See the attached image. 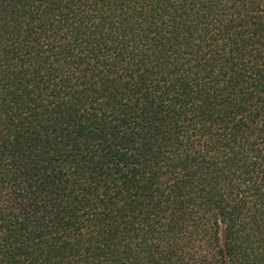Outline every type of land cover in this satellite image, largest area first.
<instances>
[{
    "label": "trees",
    "instance_id": "1",
    "mask_svg": "<svg viewBox=\"0 0 264 264\" xmlns=\"http://www.w3.org/2000/svg\"><path fill=\"white\" fill-rule=\"evenodd\" d=\"M0 264H264V0H0Z\"/></svg>",
    "mask_w": 264,
    "mask_h": 264
}]
</instances>
